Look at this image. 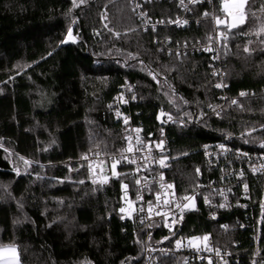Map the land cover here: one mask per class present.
Wrapping results in <instances>:
<instances>
[{"label":"trees","instance_id":"1","mask_svg":"<svg viewBox=\"0 0 264 264\" xmlns=\"http://www.w3.org/2000/svg\"><path fill=\"white\" fill-rule=\"evenodd\" d=\"M224 1L213 0L211 9L200 0L191 6L186 28L152 33L141 29L133 0H76L75 6L73 0H0V247L14 245L19 264L143 262L144 230L121 221L122 183L131 197L133 182L119 178L92 187L84 166L75 162L94 148L108 154L122 148L123 128L106 104L126 82L138 96L133 121L147 133L156 131L160 110L190 124L204 115L199 123L167 132L169 178L179 195L196 185L197 169L206 171L204 144L249 151L264 145V0H249L246 22L228 33L227 94H252L237 104L219 101L208 56L192 52L178 60L157 43L206 44L214 28L204 13L225 16ZM144 9L160 22L181 14L174 2ZM220 106L217 115L208 111ZM251 187L254 205L248 212L222 214L212 222L201 210L185 217L179 233H212L217 247L246 264L253 251L249 228L256 217L264 218V179L251 180ZM247 214L254 217L248 229L220 230L221 223L245 221ZM154 234L151 244L165 235ZM258 243L264 256V224Z\"/></svg>","mask_w":264,"mask_h":264},{"label":"built area","instance_id":"2","mask_svg":"<svg viewBox=\"0 0 264 264\" xmlns=\"http://www.w3.org/2000/svg\"><path fill=\"white\" fill-rule=\"evenodd\" d=\"M162 1L174 2L177 4L181 14L175 18H169L167 22L163 23L152 19L145 11L144 6L146 4L159 3ZM205 1L211 4L210 7L212 9L213 0ZM133 3L141 29L152 33H156L160 28L166 26L186 28L190 23L188 17L191 14V6L196 4L189 3V0H184L183 6L180 0H133ZM208 16L213 23L214 31L210 36L212 39H209L206 44L197 43L195 45H188L186 42L173 43L171 39H161L157 41L160 49L168 55H175L178 60L182 57H186L188 53L192 52L208 56V70L210 71L211 77L215 80L213 88L220 94L218 99L222 103L233 100L237 101L240 98L252 95L244 92L247 93V95L241 96L240 92L237 96L230 97L227 94L228 87L225 82L224 63L229 37L227 40L218 39L217 26L213 19V16L218 15L211 12ZM225 16L220 17L223 19ZM177 20L180 21V23H175ZM169 21L174 22L169 23ZM184 21H187V23H183ZM195 21L198 27L199 21ZM222 28L223 26H221L220 31H223ZM208 48L212 50L206 51L205 49ZM213 72H216L217 75H213ZM217 84L222 86L216 87ZM137 100L138 96L134 88L126 82L122 85L119 92L106 104L107 113L123 128L124 142L122 148L116 153L108 154L102 148L98 147L82 155V157L87 155V160L81 157L75 161L77 164L84 166L88 184L95 188L106 187L108 183L103 185L93 183V179H99L101 175L111 177L112 158H121V151L126 149L128 145V141L125 138L131 136V142L135 146L136 137L139 136L143 145L151 144V153L147 151L124 152V156H127L129 159H134L136 162L129 163L127 160L121 159L120 164L117 166V171L121 173L119 178L131 181L134 185L131 199L135 210L131 214L124 213L121 221L122 223H133L144 230V258L141 264H164V260H176V258L179 262L178 264H208L209 259H211L212 264H244L239 255H235L229 249L217 247L212 233L194 234L186 237L180 234L179 231L186 216L200 213L202 212L201 210L206 213V218L209 221L217 222L222 214L233 213L237 210L246 213L250 208L252 209V205H254V196L251 180L264 179V170H260L262 165H264V147L259 146L256 150L249 151L236 148L223 142L204 144L202 148V157L206 170L205 173L203 174L200 170L197 172L196 185L186 194L179 195L176 191V187H174L175 196L168 197L174 202L167 207L157 208L155 207V193L160 190V174H163L165 184H174L169 178L171 164L169 157L168 130L174 125H178L181 128H188L191 124L199 123L204 115L192 119V123L190 124V122L188 123L185 120L175 118L168 111L160 110L156 119L158 125L156 131L147 133L141 124L134 123L131 115V107L137 103ZM221 110L222 106L208 109L213 115L221 113ZM117 113H119V116ZM169 117H171V119H169ZM125 118H127V124L124 122ZM135 129H140L139 133L135 132ZM160 141H163V151L156 147ZM97 152L100 153L99 156L96 155ZM161 158H166L167 167H161L159 165L158 161ZM89 164L95 169V175L89 171ZM101 168L104 169L103 173L100 172ZM137 168L140 169L139 172H137ZM253 168H256L257 171L254 172ZM145 177L147 179H143ZM111 179L116 180L115 177ZM137 179H141V184L139 186L135 183ZM245 185H247V190H245ZM127 191L129 192V187ZM169 191L171 192L173 190ZM138 193L142 195V201H137ZM186 195L195 196V200L190 202L179 199ZM205 197L208 198V202L205 201ZM148 202L153 203L151 218H149L147 211ZM176 203H181V205L186 203L189 207L184 208L181 212L180 209L175 207ZM220 205L224 206L221 207ZM141 207L144 208L143 212L139 211ZM157 211L168 215H157ZM261 211L260 209V212ZM253 218L252 215L247 214L245 222L238 217H234L232 222L221 223L220 230H222L224 234L234 231L236 227L241 231L246 230L249 228L250 221H252ZM173 219L176 221L175 224H173ZM263 224L264 218L260 215L256 217L253 228H249L253 233V251L251 258L246 261V264H264V256L261 255L258 243L259 233ZM158 230H162L165 235L154 241V244H151L149 240L150 238L152 239V234L154 236V233ZM205 235L210 237L208 245L209 248L212 249L211 251L205 249L203 244L200 245L199 251L193 249L189 245L188 241L190 238L203 237ZM177 240L182 242V246L177 247ZM233 245L235 246V244ZM215 249L220 250L219 256L216 255Z\"/></svg>","mask_w":264,"mask_h":264},{"label":"snow or ice","instance_id":"3","mask_svg":"<svg viewBox=\"0 0 264 264\" xmlns=\"http://www.w3.org/2000/svg\"><path fill=\"white\" fill-rule=\"evenodd\" d=\"M84 0H81V3H83ZM200 2V0H189V3H198ZM181 5H184V0H180ZM73 4L74 6L76 5V0H73ZM249 5V0H225L223 6H222V11L226 14L225 18H221L220 16H213L215 25L217 26V33H218V39L221 40H227L228 39V33L231 32L233 29L240 27L242 24H244L248 18V11H246V7ZM262 9H264V6H262ZM205 16H208L209 13L205 12L204 13ZM253 16H255V13L252 14ZM231 18L230 20L228 18ZM174 21H169V23H173ZM161 23H163V21H161ZM175 23H180V21H175ZM183 23H187V21H184ZM221 26H223L224 29H226L227 31H220ZM261 31H264V28H261ZM68 37L72 38V29L71 27H69L68 29ZM209 39L211 40L212 37H209ZM206 51H211V48L205 49ZM246 52L249 51V49L246 47L244 49ZM215 59V57H214ZM213 75H217L216 72H213ZM155 78V77H154ZM222 85L217 84L216 87H221ZM241 96H245L247 95V93L241 92L240 93ZM232 104H237L236 100L232 101ZM242 107V105H241ZM117 115L119 116V113H117ZM169 119H171V117H169ZM125 124L128 123L127 118H125ZM135 132L139 133L140 129H135ZM253 131H255V129H253ZM248 135H250L251 133H247ZM128 141V145L126 149H123L121 151V158H116L113 157L112 160V164H111V177L109 176H105V175H101L99 179H93V183H98V184H107L109 182V180L112 177H115L116 179H119L121 173H119L117 171V166L120 164L121 159L127 160L129 163H135L136 161L134 159H129L127 156H124L123 153L127 152V153H132L134 151L137 152H143V151H147L148 153H151V144L148 145H143V142L140 140L139 136L136 137V145L134 146L132 144V137L128 136L125 138ZM143 145V146H141ZM264 146V145H262ZM157 148H159L161 151H163V141H160L157 145ZM223 147V146H221ZM97 156L100 155L99 152L96 153ZM83 159L87 160L88 157L87 155H85L84 157H82ZM25 163H29L28 161H25ZM102 163V162H101ZM159 165L161 167H167L166 164V158H161L158 161ZM260 170H264V165H262ZM89 171L93 173V175L96 174L95 169L92 167L91 164H89ZM104 169L101 168L100 172L103 173ZM140 169L137 168V172H139ZM253 171H257L256 168H253ZM197 172H199V169H197ZM242 175V174H241ZM143 179H147L146 177ZM80 183H83V181H80ZM135 183L139 186L141 184V179H137L135 181ZM128 185L127 184H123L122 183V188L125 190V195H127V189H128ZM146 187V186H145ZM159 187L160 190L156 191L155 193V207L160 208V207H167L169 205H171L174 201L172 199H169V196L174 197L175 193H174V184L168 183L165 184L164 183V176L161 173L160 177H159ZM169 190H173V191H169ZM245 190H247V185H245ZM181 200L184 201H194L195 200V196H184L182 198H179ZM143 197L140 193L137 194V201H142ZM205 201L208 202V198L205 197ZM194 206V205H193ZM221 207H223L224 205H220ZM175 207L177 209H180V211L182 212L184 208H188L189 205L188 204H183L181 205V203H176ZM262 207H264V205H262ZM135 210V209H133ZM120 211L123 213L125 211L124 208H121ZM139 211L143 212L144 208H140ZM148 214H149V218H151V214L153 212V203L152 202H148ZM157 215H163V216H167L168 214L166 213H162L160 211L156 212ZM174 215V214H173ZM182 218V217H181ZM143 222V221H142ZM176 221L175 219H173V224H175ZM171 230V229H170ZM210 237L205 235L203 237H192L189 239L188 243L189 245L199 251L200 250V245L203 244V247L205 249L208 250H212L209 248L208 245V241H209ZM177 247L182 246V242L177 240L176 242ZM216 255L219 256L220 255V250L219 249H215ZM8 255L10 257H12V259L10 260H5V256ZM0 264H19V256H18V252L17 249L15 248V246H7V247H0ZM208 264H212L211 259H209Z\"/></svg>","mask_w":264,"mask_h":264},{"label":"rangeland","instance_id":"4","mask_svg":"<svg viewBox=\"0 0 264 264\" xmlns=\"http://www.w3.org/2000/svg\"><path fill=\"white\" fill-rule=\"evenodd\" d=\"M222 4H224V3H222ZM224 15H226V14L224 13ZM228 19L230 20L231 18L229 17ZM123 202H124V207L123 208L125 209L124 213L125 214L133 213L134 206H133L132 199H131L130 195L128 194V191H127V195H125V190L124 189H123ZM2 247H7V246H2ZM10 259H12V257H10L8 255L5 256V260H10Z\"/></svg>","mask_w":264,"mask_h":264}]
</instances>
